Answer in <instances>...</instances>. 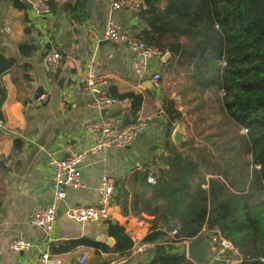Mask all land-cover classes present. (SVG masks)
Here are the masks:
<instances>
[{
  "label": "crops",
  "instance_id": "crops-1",
  "mask_svg": "<svg viewBox=\"0 0 264 264\" xmlns=\"http://www.w3.org/2000/svg\"><path fill=\"white\" fill-rule=\"evenodd\" d=\"M44 1L52 4L51 14L37 18L19 0H0V56L15 62L0 78V89L8 94L0 127V264H35L39 252L45 250L64 264H80L84 255L89 257L84 264H149L153 253L126 261L117 253L97 251L92 245L115 247L109 223H79L69 219L66 211L75 205H96V188L101 178L108 176L118 185L111 208L113 225L140 241H145L153 227L164 231L153 218L132 212L128 184L135 175L162 165L165 148L169 142L174 144V132L181 125L171 123L164 111L169 99L162 73L170 57L163 56L149 71L138 74L135 55L105 40L111 20L133 37L139 38L145 31L139 13L113 9L117 0ZM50 50L62 56L55 71H48L44 64ZM93 64L109 81L108 96L119 102L107 112L92 108L96 95L84 89V79ZM154 73L162 76L158 87L153 84ZM131 94L143 98L138 121L147 122L149 131L125 149L106 150L84 162V187L68 190L52 236L47 239L41 229L29 224V219L37 208L53 201L51 160L63 159L71 147L80 152L90 149L92 140L86 126L91 122L101 118L132 122V101L118 99ZM121 186L130 195L126 214L116 201ZM16 239L33 242L37 249L13 254L10 245ZM79 240L87 243L72 248L71 242ZM173 247L185 259L184 246Z\"/></svg>",
  "mask_w": 264,
  "mask_h": 264
},
{
  "label": "trees",
  "instance_id": "trees-1",
  "mask_svg": "<svg viewBox=\"0 0 264 264\" xmlns=\"http://www.w3.org/2000/svg\"><path fill=\"white\" fill-rule=\"evenodd\" d=\"M142 4L138 13L145 31L139 38L169 55L168 71L175 65L185 71L187 94H192L188 105L197 115L194 124L207 123L190 142L167 144L155 185L147 182L149 172L135 175L128 184L132 212L164 227H153L145 238L158 243L149 264H193L179 257L173 244L192 243L204 232L231 242L238 264H264V0ZM14 65L0 56V78ZM7 96L0 89V122ZM118 99L132 101L129 124L138 121L143 98L131 94ZM164 111L171 123L184 122L174 100ZM129 197L121 186L116 201L123 214ZM173 231L177 233L171 238ZM109 234L116 241L113 249L92 246L130 260L134 244L125 230L109 223Z\"/></svg>",
  "mask_w": 264,
  "mask_h": 264
},
{
  "label": "built area",
  "instance_id": "built-area-1",
  "mask_svg": "<svg viewBox=\"0 0 264 264\" xmlns=\"http://www.w3.org/2000/svg\"><path fill=\"white\" fill-rule=\"evenodd\" d=\"M31 8L37 18H45L51 14V6L44 0H19ZM142 0H117L113 3L114 10H126L130 12H139L142 8ZM105 40L121 46L135 55L134 67L138 74L149 71L153 63L163 58V54L158 50L148 46L143 40L131 36L121 25L111 20L106 29ZM62 61L61 54L56 50H50L44 58V64L48 71H55ZM162 76L160 73H154L153 84L159 86ZM109 81L101 77L93 64L88 68L84 79V89L96 95L92 108L99 111L107 112L111 110L119 102L108 96L106 89ZM0 122V127H2ZM149 124L144 121H136L132 124L125 125L123 120L101 118L89 123L86 129L92 140V147L86 151H77L69 148L66 157L63 159H52L50 166L53 169V201L47 207L37 208L29 219L32 227L41 229L46 238L52 236L54 227L57 222L58 210L61 203L66 200L68 190L83 189L82 170L84 162L91 156L99 154L110 149H125L133 144L140 136L149 131ZM145 173V172H144ZM157 170L149 172L147 182L155 185V174ZM117 180L112 177L104 176L101 178L96 193L98 201L93 206L75 205L69 207L66 216L79 223H112L114 221L111 208L114 204L115 189ZM177 231L169 233L173 238ZM210 241L209 257L205 264H232L229 259L230 254L235 252L231 242L224 239L217 233H206ZM133 241V249L131 257L153 253L157 246V242L140 241L130 234ZM191 242H184L185 259L193 262L188 256V246ZM37 245L23 239H16L10 245V252L13 254H22L36 250ZM88 255H84L80 260V264H84L88 260ZM194 263V262H193ZM35 264H64V261L53 255L49 250L39 252ZM196 264V263H194Z\"/></svg>",
  "mask_w": 264,
  "mask_h": 264
},
{
  "label": "rangeland",
  "instance_id": "rangeland-1",
  "mask_svg": "<svg viewBox=\"0 0 264 264\" xmlns=\"http://www.w3.org/2000/svg\"><path fill=\"white\" fill-rule=\"evenodd\" d=\"M162 75L164 76V86L167 91L168 99L174 100L178 108L184 114V120H183L184 122L181 123V125L184 126L185 131L187 133L188 142H190L191 138L196 134V132L200 131V129H202L204 126H207V123L206 125H202L200 123H198L197 125L194 124L197 115L191 114V110L193 106L188 105V102L192 98V94H187V92H189L190 89H189V84L186 82L185 71L177 70V68L168 71L167 68L165 70V73H162ZM215 115L212 116L214 119L216 118ZM218 115L217 118H220V116ZM199 142L200 141H198V144ZM205 245H207L210 248V241L208 238H206L205 240ZM230 260L231 262L238 264L240 259H238L237 255L234 252V254L231 255Z\"/></svg>",
  "mask_w": 264,
  "mask_h": 264
},
{
  "label": "water",
  "instance_id": "water-1",
  "mask_svg": "<svg viewBox=\"0 0 264 264\" xmlns=\"http://www.w3.org/2000/svg\"><path fill=\"white\" fill-rule=\"evenodd\" d=\"M128 122L125 123L127 125ZM173 142L181 146L188 142L187 133L183 125H179L174 132ZM188 256L196 264H205L209 257V249L205 245V237L202 235L188 246Z\"/></svg>",
  "mask_w": 264,
  "mask_h": 264
}]
</instances>
